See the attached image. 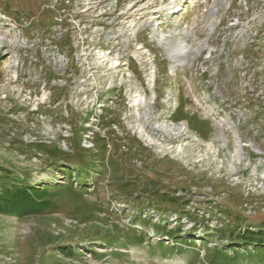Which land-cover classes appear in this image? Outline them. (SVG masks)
Listing matches in <instances>:
<instances>
[{
  "label": "rangeland",
  "instance_id": "obj_1",
  "mask_svg": "<svg viewBox=\"0 0 264 264\" xmlns=\"http://www.w3.org/2000/svg\"><path fill=\"white\" fill-rule=\"evenodd\" d=\"M171 1L0 0V264H264V0Z\"/></svg>",
  "mask_w": 264,
  "mask_h": 264
},
{
  "label": "trees",
  "instance_id": "obj_2",
  "mask_svg": "<svg viewBox=\"0 0 264 264\" xmlns=\"http://www.w3.org/2000/svg\"><path fill=\"white\" fill-rule=\"evenodd\" d=\"M81 127L83 128V126H80V128ZM48 154L54 156L51 152H49ZM54 162H56L55 159ZM78 164H80V162H78ZM15 178L16 179L8 180V186L5 185L0 188V214H8L18 217L30 214H38L44 211H49V209L52 207L55 208V205H57L55 201L51 202L49 200H46L47 195H53L52 191H48L46 187H44L43 189L36 188L34 186H31L28 180H20L19 177ZM75 184H77V182H75ZM66 187L73 188L74 186L72 183H68ZM75 191L79 192V190L76 189ZM95 202L98 205L97 201ZM98 209V211L101 210L99 208V205ZM121 233V231H118L119 236L122 235ZM234 234H236L235 239L238 246H240L241 244H244V246L251 245L255 248H261L264 246V240L260 239L258 235L251 231H248L246 234H242L236 231ZM105 241H109V238H106ZM61 250H64V252H66L65 254L69 256L73 254L72 250L68 247H62Z\"/></svg>",
  "mask_w": 264,
  "mask_h": 264
},
{
  "label": "bare ground",
  "instance_id": "obj_3",
  "mask_svg": "<svg viewBox=\"0 0 264 264\" xmlns=\"http://www.w3.org/2000/svg\"><path fill=\"white\" fill-rule=\"evenodd\" d=\"M187 52H188V48H181L177 45H173L171 42L166 43V53L169 54L171 57H174L176 59H181L185 57Z\"/></svg>",
  "mask_w": 264,
  "mask_h": 264
}]
</instances>
